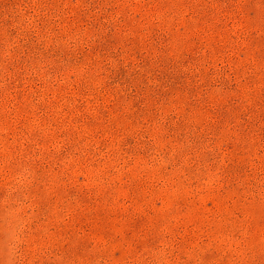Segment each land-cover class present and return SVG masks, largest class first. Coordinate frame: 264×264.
Returning <instances> with one entry per match:
<instances>
[{"label":"rangeland","instance_id":"1","mask_svg":"<svg viewBox=\"0 0 264 264\" xmlns=\"http://www.w3.org/2000/svg\"><path fill=\"white\" fill-rule=\"evenodd\" d=\"M0 264H264V0H0Z\"/></svg>","mask_w":264,"mask_h":264}]
</instances>
